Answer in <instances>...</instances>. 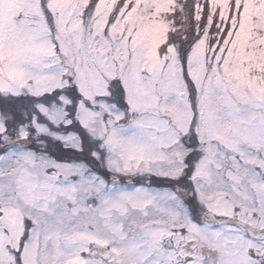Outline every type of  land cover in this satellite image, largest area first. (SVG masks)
Listing matches in <instances>:
<instances>
[{"label":"snow or ice","instance_id":"snow-or-ice-1","mask_svg":"<svg viewBox=\"0 0 264 264\" xmlns=\"http://www.w3.org/2000/svg\"><path fill=\"white\" fill-rule=\"evenodd\" d=\"M0 264H264V0H0Z\"/></svg>","mask_w":264,"mask_h":264}]
</instances>
